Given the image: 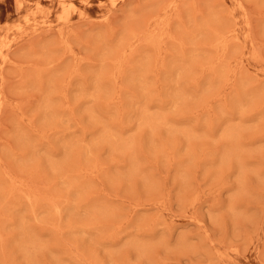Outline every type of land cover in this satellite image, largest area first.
I'll list each match as a JSON object with an SVG mask.
<instances>
[{
	"label": "rangeland",
	"instance_id": "374dc122",
	"mask_svg": "<svg viewBox=\"0 0 264 264\" xmlns=\"http://www.w3.org/2000/svg\"><path fill=\"white\" fill-rule=\"evenodd\" d=\"M0 264H264V0H0Z\"/></svg>",
	"mask_w": 264,
	"mask_h": 264
},
{
	"label": "bare ground",
	"instance_id": "6f19581e",
	"mask_svg": "<svg viewBox=\"0 0 264 264\" xmlns=\"http://www.w3.org/2000/svg\"><path fill=\"white\" fill-rule=\"evenodd\" d=\"M68 5H71V4H68ZM27 18V17H26ZM242 37V36H241ZM259 71V70H258Z\"/></svg>",
	"mask_w": 264,
	"mask_h": 264
}]
</instances>
